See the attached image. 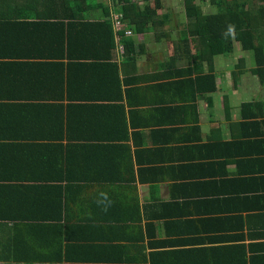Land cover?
I'll return each instance as SVG.
<instances>
[{
    "label": "crops",
    "instance_id": "obj_1",
    "mask_svg": "<svg viewBox=\"0 0 264 264\" xmlns=\"http://www.w3.org/2000/svg\"><path fill=\"white\" fill-rule=\"evenodd\" d=\"M21 8L30 51H0V264H264V85L253 53L235 45L231 67L233 53L216 55V91L201 93L176 77L191 64L165 49L170 38L151 46L150 33H132L133 63L112 27L116 50L98 59L68 45L70 3ZM88 13L74 23L108 25L101 8ZM35 21L63 30L50 56ZM155 49L164 57L143 65Z\"/></svg>",
    "mask_w": 264,
    "mask_h": 264
},
{
    "label": "trees",
    "instance_id": "obj_2",
    "mask_svg": "<svg viewBox=\"0 0 264 264\" xmlns=\"http://www.w3.org/2000/svg\"><path fill=\"white\" fill-rule=\"evenodd\" d=\"M242 1L210 0L217 6V11L206 14L197 0H183L188 21L182 30L184 36L182 35L176 42V50L177 54L181 52V55L183 54L189 59L191 66L185 70L176 71L175 75L176 77H186V83L190 78L201 93L216 91V76L213 72L214 57L216 55H231L235 50V41L239 42L243 50L253 53L255 62L253 73L264 85V0H244V4ZM120 2L121 11L119 13L123 15V21L135 36L155 30L158 40L164 36L171 37L170 15L158 16L159 10L163 7L162 0H146L145 8H142L140 3L131 0ZM51 3L56 5L70 3L73 6L68 13L73 21L69 31V34L72 33V38L68 42L69 46L73 44L77 53H89L92 54L91 57L94 54L97 57L98 52L101 51L98 59L111 57L117 46L114 42L109 3L104 5L102 0H0V51L7 53L30 51L27 45L31 44V37L21 36L25 34L26 30L23 22L19 19L26 18V11L21 7L35 8V6ZM6 7L12 11H5ZM100 8L107 14L108 25L103 23L101 29H97L96 24L92 22L74 23V20L84 19L89 14L88 9ZM13 11H15L14 16L9 17L10 12ZM32 24L42 31L41 37L37 41L42 42L41 50L46 56L57 51L56 45L61 46L65 43L66 38L62 28H59V23L35 21ZM74 29L76 30L74 31ZM117 33L121 37L119 41L123 49L121 55L128 62L135 63L138 51L136 38L133 35L126 36L123 31ZM191 38L194 42H191ZM194 46L196 51L191 56ZM142 50L144 51V48ZM67 51H71V48H68ZM180 58L182 56L177 55L172 63ZM205 64L208 65V73L205 72ZM111 75V84H116L120 89L121 82L114 65H111ZM194 75L195 77H193ZM235 75L236 78L240 75L239 66ZM137 78L139 77H131L123 82L128 85L131 80ZM127 91H137V88L127 87ZM8 179L10 178H5L3 181L6 182ZM2 187L6 188L5 185H2L0 189ZM9 208L12 210L11 205Z\"/></svg>",
    "mask_w": 264,
    "mask_h": 264
},
{
    "label": "rangeland",
    "instance_id": "obj_3",
    "mask_svg": "<svg viewBox=\"0 0 264 264\" xmlns=\"http://www.w3.org/2000/svg\"><path fill=\"white\" fill-rule=\"evenodd\" d=\"M100 1V0H98ZM104 4L108 3V0H102ZM240 1V0H239ZM242 1V0H241ZM197 3L199 4V6L202 8V10L204 11V13H215L217 11V6L215 4H212L210 2V0H197ZM242 3L244 4V0L242 1ZM147 2L145 1L144 3L141 4L142 8H145ZM162 9L159 10V17L163 16V15H170V19H171V37H168L170 39H165V42L167 43L164 47L165 49H167L169 47V51L171 54L175 53L176 49H174V42L180 38L183 34H182V30L186 27L187 24V15H186V10L184 8V2L183 0H162ZM166 28V26H164ZM168 29V28H167ZM159 31V29H158ZM161 31V29H160ZM148 33H150L148 35V43L151 46H155L158 42H162V41H158L157 39V35H156V31H147ZM184 36V35H183ZM165 37V36H164ZM163 37V38H164ZM161 40H164V39ZM191 42H194V40L191 38ZM234 44L238 47L239 46V42L235 41ZM118 48H119V53L121 54L123 49H122V45L121 43L118 44ZM150 50V49H149ZM154 51V52H152ZM238 50H235L233 52V55L225 60L224 62L228 63V67H231L232 64H234L236 62V60L242 55L241 53L237 52ZM193 54L195 53V51L193 50L192 52ZM235 53V54H234ZM156 55V57H164L162 54H157L156 53V49L155 50H151L148 51V53L144 56H141V63L144 65L145 62H152L154 56ZM176 55V54H175ZM161 59V58H160ZM162 60V59H161ZM216 65H219L218 62H216Z\"/></svg>",
    "mask_w": 264,
    "mask_h": 264
},
{
    "label": "built area",
    "instance_id": "obj_4",
    "mask_svg": "<svg viewBox=\"0 0 264 264\" xmlns=\"http://www.w3.org/2000/svg\"><path fill=\"white\" fill-rule=\"evenodd\" d=\"M120 1L122 0H108L110 11L112 12L111 17L113 21V27L117 34V37H119V34L117 33L119 31H123L126 36H130L132 35V31L127 27V24L123 21V15L119 13V11H121ZM131 1L142 4L146 0H131Z\"/></svg>",
    "mask_w": 264,
    "mask_h": 264
},
{
    "label": "clouds",
    "instance_id": "obj_5",
    "mask_svg": "<svg viewBox=\"0 0 264 264\" xmlns=\"http://www.w3.org/2000/svg\"><path fill=\"white\" fill-rule=\"evenodd\" d=\"M109 6V5H108ZM112 13V12H111ZM112 18V17H111Z\"/></svg>",
    "mask_w": 264,
    "mask_h": 264
}]
</instances>
